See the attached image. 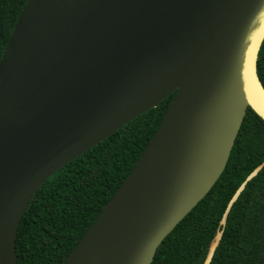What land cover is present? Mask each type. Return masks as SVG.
Masks as SVG:
<instances>
[{
    "label": "water",
    "instance_id": "obj_1",
    "mask_svg": "<svg viewBox=\"0 0 264 264\" xmlns=\"http://www.w3.org/2000/svg\"><path fill=\"white\" fill-rule=\"evenodd\" d=\"M263 40L264 0H28L0 60V264H18L22 217L47 179L176 92L137 164L63 263L98 254L100 264H152L221 177L248 108L264 120ZM230 108L221 161L199 186L215 114ZM222 237L219 230L204 264Z\"/></svg>",
    "mask_w": 264,
    "mask_h": 264
},
{
    "label": "trees",
    "instance_id": "obj_2",
    "mask_svg": "<svg viewBox=\"0 0 264 264\" xmlns=\"http://www.w3.org/2000/svg\"><path fill=\"white\" fill-rule=\"evenodd\" d=\"M28 0H0V60ZM264 84V40L258 59ZM176 92L57 170L38 189L22 217L18 264H63L137 164ZM264 120L250 107L228 164L210 192L158 247L152 264H204L219 230L210 264H264ZM247 181V182H246ZM246 182L221 225L227 206Z\"/></svg>",
    "mask_w": 264,
    "mask_h": 264
},
{
    "label": "bare ground",
    "instance_id": "obj_3",
    "mask_svg": "<svg viewBox=\"0 0 264 264\" xmlns=\"http://www.w3.org/2000/svg\"><path fill=\"white\" fill-rule=\"evenodd\" d=\"M67 4H74L76 0H64ZM58 8L60 9V12L64 13L66 12L65 6L57 2ZM230 109L222 110L215 114V119L218 121V124L214 126V135L209 140L208 145V152L206 154V158L204 161V164L199 171V174L197 176V182L199 186L204 185L210 177L215 172L216 168L218 167L221 157L223 154V148L224 143L227 137V129L228 125L231 121L230 116ZM101 258L100 255L95 254L89 262L86 264H100Z\"/></svg>",
    "mask_w": 264,
    "mask_h": 264
}]
</instances>
